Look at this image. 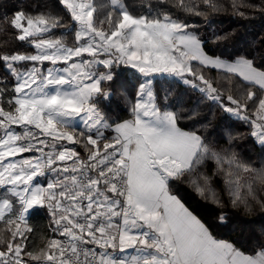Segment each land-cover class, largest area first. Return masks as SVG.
<instances>
[{"label": "snow or ice", "instance_id": "1", "mask_svg": "<svg viewBox=\"0 0 264 264\" xmlns=\"http://www.w3.org/2000/svg\"><path fill=\"white\" fill-rule=\"evenodd\" d=\"M58 3L61 12L37 5L0 16V36L28 45L0 46V68L12 78L9 87L0 76V264H264V242L245 254L214 238L173 191L187 182L221 208L264 212V160L257 166L181 127L199 113L170 109L153 88L156 75L178 78L249 122L264 146V70L245 56L209 55L189 22L229 8L247 19V10L264 14V0H157L159 10L141 15L123 0ZM114 65L143 80L130 118L112 125L98 99L112 94L104 84L115 81ZM36 208L47 210L54 234L40 246L30 242Z\"/></svg>", "mask_w": 264, "mask_h": 264}, {"label": "trees", "instance_id": "2", "mask_svg": "<svg viewBox=\"0 0 264 264\" xmlns=\"http://www.w3.org/2000/svg\"><path fill=\"white\" fill-rule=\"evenodd\" d=\"M97 2L102 3L104 0ZM221 2L228 3V0ZM250 2L259 4L261 0H250ZM123 3L136 15L159 10L156 7L157 0H123ZM37 5L47 6L56 12L62 11V5L58 0H0V16L10 15L16 10L33 11ZM247 12L248 18L241 19L232 15L229 8L228 12L212 15L208 21L203 17H192L189 22L198 26L197 35L206 41L204 48L209 55L228 60L245 56L254 59L255 65L264 70V14L253 10ZM225 33H231L228 39L212 42L215 35L223 36ZM69 39L71 40L72 37ZM0 46L19 47L21 50L28 47L23 42H14L6 36H0ZM192 63L198 66V62ZM113 71L115 81L110 85L104 84L105 89L112 94L108 99L102 97L98 99V107L112 125L130 118L131 102L135 99V92L140 83V77L131 68L119 65L113 68ZM203 71L214 81L223 79L215 69H203ZM0 76H6L11 87L12 78L2 68H0ZM153 88L160 103L170 109L174 108L183 113L192 111L199 113L195 120L182 119L181 127L186 130H198L210 144L221 148L228 147L244 158L252 160L257 166L261 160H264V146L256 144L254 137L250 135L251 127L238 119L229 118L217 104L206 100L197 90L165 77L154 79ZM104 133L109 137L114 135L110 131ZM230 137L235 139L230 141ZM76 147L83 152L79 146ZM212 167L209 162L206 170L210 172ZM216 186L218 191L222 188V182L218 179ZM173 191L205 224L214 238L232 243L245 254H254L259 249L260 243L264 242V212L256 210L251 214H245L231 206L221 208L211 200L201 198L187 182H174ZM223 198L227 200L226 196ZM222 214L225 216L224 221L220 220ZM50 219L46 209L36 208L31 211L28 221L34 231L30 234V242L40 246L43 243L42 236L54 235L49 230Z\"/></svg>", "mask_w": 264, "mask_h": 264}, {"label": "rangeland", "instance_id": "3", "mask_svg": "<svg viewBox=\"0 0 264 264\" xmlns=\"http://www.w3.org/2000/svg\"><path fill=\"white\" fill-rule=\"evenodd\" d=\"M193 62H194V61H193ZM118 66H119V65H118ZM118 66H117V65H114L113 68H117ZM122 66H124V65H122ZM99 67L101 68V70H104V69H103V66H99ZM126 67H127V66H126ZM128 68H130V67H128ZM131 69H132L135 73L138 74V76L140 77V82H141V81L143 80V77L141 76V74H140L139 72H137L135 69H133V68H131ZM161 77H165V78H168V79H175V80H177V81H179V82H181V83L183 84V82H182L181 80H179L178 78H174V77H168V76H160V75H156V76L154 77V79H156V78H161ZM184 85H185V84H184ZM186 86H189V85H186ZM226 114H227V116H228L229 118H232V119H238V120L242 121L243 123L248 124V125L251 127V125H250L249 122H245L244 120L240 119L239 117H236V116L231 115V114H229V113H226ZM81 126H82V124H81ZM110 129H111V128H110ZM105 131H110V132H112L113 134H115L112 130H109V128H108V129H104V132H105ZM254 140H255V138H254ZM255 142H256V141H255ZM256 144H258V143L256 142ZM258 145H259V144H258ZM25 155H27V154H25ZM47 179H48L47 176L37 178L38 182L41 183L43 186H46ZM3 191H4V190H0V195H2ZM31 211H32V210H30L29 214L31 213ZM29 214H28V216H29Z\"/></svg>", "mask_w": 264, "mask_h": 264}, {"label": "crops", "instance_id": "4", "mask_svg": "<svg viewBox=\"0 0 264 264\" xmlns=\"http://www.w3.org/2000/svg\"><path fill=\"white\" fill-rule=\"evenodd\" d=\"M109 130H111L110 128H109ZM115 135V134H114ZM129 253H125V254H120V255H128Z\"/></svg>", "mask_w": 264, "mask_h": 264}]
</instances>
